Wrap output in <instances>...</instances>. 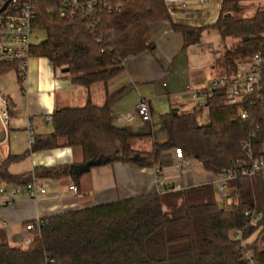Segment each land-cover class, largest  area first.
Masks as SVG:
<instances>
[{
	"label": "trees",
	"instance_id": "obj_1",
	"mask_svg": "<svg viewBox=\"0 0 264 264\" xmlns=\"http://www.w3.org/2000/svg\"><path fill=\"white\" fill-rule=\"evenodd\" d=\"M243 1L222 0L216 20L208 27L216 29L222 40H232L216 61L220 74L233 72L238 61L261 55L259 89L234 104L226 102L225 88L217 89L205 102L206 124L198 122L202 106L191 111L170 108L161 117L165 139L152 141L147 151L134 148L132 142L150 133H133L114 124L112 106L125 88L108 92L107 84L123 70L127 58L154 49L151 24L171 21L163 0H125L120 11L102 14L93 27L81 16L49 14V3L42 1L37 27L45 30L46 37L31 46L30 56L46 57L57 71L68 68L76 85H102L105 99L100 105L88 98L81 106L55 108L53 132L37 136L23 155L9 154L0 160V180L23 186L34 174L70 175L78 181L90 168L116 161L159 166L162 153L170 149L196 160L203 170L218 173L243 156L244 140L250 138L254 146L262 143L264 7L246 16L250 5ZM172 27L181 33L185 45L198 43L208 28L174 22ZM9 69L23 79L15 65H0V75ZM244 111L246 119L240 117ZM60 137L65 138L64 146L81 148L80 174L70 173L68 164L9 172L12 161L30 151L58 147ZM225 198L231 200L221 205L215 185L200 183L60 212L41 219L27 247L0 239V264H264V246L257 244H264V178L255 175L230 181ZM248 208L259 212L256 224L244 216ZM237 229L243 231L242 239L233 237ZM245 252H250V261L243 257Z\"/></svg>",
	"mask_w": 264,
	"mask_h": 264
},
{
	"label": "crops",
	"instance_id": "obj_2",
	"mask_svg": "<svg viewBox=\"0 0 264 264\" xmlns=\"http://www.w3.org/2000/svg\"><path fill=\"white\" fill-rule=\"evenodd\" d=\"M262 1L258 0L262 5L260 7H264ZM198 6L196 1L190 0L185 18L178 15L177 23L192 27H208L214 23L218 14L210 24L191 23L187 20L188 13H193L195 16L199 11V8H196ZM150 41L154 43V49L127 58L123 70L108 82L107 91L115 92L125 88L124 93L112 106L114 124L126 127L133 133H150L149 137L143 138H149L152 143L155 140L152 133L155 109L152 103L157 98H165L169 109L176 107L180 111H191L198 105V101L192 99L190 93L186 91V86L190 85L194 89L209 86L212 79L220 75L216 61L220 58L224 46L229 45L232 40H222L216 29L208 27L198 43L185 45L181 33L173 29L172 21H161L151 24ZM16 78L19 83L17 92H8L7 87L0 85V92L8 95L12 101L6 130L0 122V132L5 131L4 138L0 141V160L9 154L18 155L13 153L10 146L14 142L12 132L23 130L22 134L26 132L28 141V122L32 126L35 141L37 136H45L53 132L51 114L55 108L81 106L88 98L100 105L105 99V89L102 85L94 84L89 88L76 85L67 72L55 70L46 57L30 56L23 79L20 80L17 73ZM94 91L97 97L94 96ZM128 96L130 102L124 103ZM142 98L148 101L151 110V120L146 123L135 114L136 104ZM201 103L205 101L202 100ZM203 111L207 112L205 104ZM125 113L132 114L133 117L125 120L122 117ZM136 118L140 123L137 128H132L133 120ZM207 122L208 119L203 124ZM142 127L144 129L139 131ZM58 143L59 146L55 148L30 151L28 162L31 170L29 171H33L38 166L82 163V150L79 146H64L63 137L58 139ZM29 148L30 145L24 151ZM176 161H178L177 150L170 149L162 153L159 177L165 182L197 185L208 180L209 173L203 170L196 160L186 158L187 164L181 171L172 167ZM156 177L154 166H139L118 161L94 166L80 174L78 181L70 175L61 178L37 177L46 187L45 193L40 194L37 201L21 194L12 204L0 208L3 222L0 226V239L11 245L23 246L21 241L27 234L25 229L27 224L64 211L155 193L158 188ZM71 184L77 186L76 194L69 190ZM17 186L19 185L0 180V195L3 190Z\"/></svg>",
	"mask_w": 264,
	"mask_h": 264
},
{
	"label": "built area",
	"instance_id": "obj_3",
	"mask_svg": "<svg viewBox=\"0 0 264 264\" xmlns=\"http://www.w3.org/2000/svg\"><path fill=\"white\" fill-rule=\"evenodd\" d=\"M42 1L49 3L48 12L56 14L62 18L81 16L88 20L91 27L97 24L102 14H111L120 11L124 6L125 0H0V65H15L16 69L25 75L27 60L30 57V48L34 43L31 40L33 31L38 28L37 21L39 9ZM190 0H163L167 12L172 22L177 23L176 17L182 15L185 18L187 5ZM199 5H203L206 0H194ZM185 22V19L184 21ZM263 59L259 53L247 57L237 62L236 69L229 74H220L212 79L209 86L201 89H194L190 85L186 86V91L190 93L192 99L198 101V106H204L202 100L206 102L214 91L219 88L226 89V102L228 104L238 103L252 96L260 87L261 67ZM12 109V101L8 95L0 92V122L6 130ZM135 114L144 123L150 122L151 110L146 99H140L135 107ZM123 119L128 120L132 114H123ZM242 119L247 118V113L241 112ZM29 145L34 143L33 130L30 122L27 126ZM253 136V134H251ZM178 161L173 163L174 170L181 171L187 164L186 158L177 150ZM157 192H167L182 189L186 186L179 183L171 184L165 182L159 174L161 169L158 165L154 166ZM208 180L204 183H212L216 188V195L224 200L228 183L237 178L253 177L260 175L264 178V141L254 146L251 139L243 142V156L234 161L230 166L218 173L208 172ZM69 190L76 194V185H69ZM45 184L34 174L28 183L17 186L10 190H3L0 195V208L12 204L16 198L24 194L27 198L37 201L40 194L45 193ZM238 195L235 194L234 200ZM244 216L250 224L259 221L260 214L255 208H248L244 211ZM3 224L0 217V226ZM42 224L41 219L27 224L25 229L27 234L22 238V245L27 247L31 244L34 237V230H39ZM233 237L242 239L243 231L240 229L232 233ZM244 245V241H241ZM243 257L250 261V252H245Z\"/></svg>",
	"mask_w": 264,
	"mask_h": 264
},
{
	"label": "rangeland",
	"instance_id": "obj_4",
	"mask_svg": "<svg viewBox=\"0 0 264 264\" xmlns=\"http://www.w3.org/2000/svg\"><path fill=\"white\" fill-rule=\"evenodd\" d=\"M243 2L245 4L250 5L249 6L250 10L247 11L246 16H249L253 12V10H255L257 7L262 6L260 4V2H258V0H244ZM220 3H221V0H209L205 4L199 5L198 7H196V8H199V11L196 12L195 16H193V13L187 14V20L191 23L192 22L193 23H202L203 22L204 24L212 23L218 14V9H219ZM261 3H264V0ZM45 37H46L45 30L40 29V28H36L32 33L31 40L34 44H37V43L41 42L42 40H44ZM228 40H231V39L228 38ZM231 43L232 42H230L229 45ZM0 85L7 87L8 92H17V90L19 89V83L17 81L16 73H15L14 69L6 70L5 72H3V74H1ZM20 93H21V91H20ZM93 94L95 97H97L95 91ZM129 102H130V97L128 96L127 98H125L124 103H129ZM152 106L155 109V113L153 114V121H152L153 122L152 133H153V135L155 137L154 139L156 141H163L166 137V134L162 128V122H161L160 115L165 114L169 110L167 99L157 98V100H155L152 103ZM207 119H208V115H207L206 111H203L198 116V122L201 124H203ZM139 123H140V121L138 120V118L133 120L132 124L134 126L132 128H137ZM143 129H144L143 127L139 128V131H142ZM12 131H10V132H12ZM22 132L24 133L23 130H16V131L12 132L13 136H14V142H13V145L10 144V146L13 150V153H18V155H23L25 153V151H24L25 148H28V146H29V143L27 141L26 132L24 135L22 134ZM132 143H133L134 148H137L138 150H142V151L150 150L149 148L151 147V145H150L151 143L149 141V138L148 139L147 138H143V139L141 138V139L136 140ZM12 155H15V154H12ZM0 156H1V153H0ZM28 159H30L29 153L20 159L12 161L8 166L9 172L15 173L17 171L15 174H21L22 172H27V171L31 170L29 168L30 162H28ZM216 197H217V195H216ZM217 200L222 205V203H228L231 199L225 198V200L222 201L221 199H219L217 197ZM252 238H254V237H251L250 241H252ZM257 244H258V247H260V248H262L264 246V244L260 241H258Z\"/></svg>",
	"mask_w": 264,
	"mask_h": 264
},
{
	"label": "water",
	"instance_id": "obj_5",
	"mask_svg": "<svg viewBox=\"0 0 264 264\" xmlns=\"http://www.w3.org/2000/svg\"><path fill=\"white\" fill-rule=\"evenodd\" d=\"M67 71H68V68H62L61 69V72H67ZM4 135H5V131L2 130L0 132V141L4 138ZM82 168L83 167H81L79 165H70L69 172L75 173V174H80V172L83 170Z\"/></svg>",
	"mask_w": 264,
	"mask_h": 264
}]
</instances>
